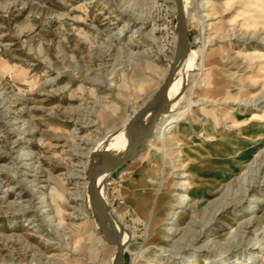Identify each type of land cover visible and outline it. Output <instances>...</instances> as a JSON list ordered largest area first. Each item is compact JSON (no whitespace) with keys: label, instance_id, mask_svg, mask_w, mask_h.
<instances>
[{"label":"rangeland","instance_id":"1","mask_svg":"<svg viewBox=\"0 0 264 264\" xmlns=\"http://www.w3.org/2000/svg\"><path fill=\"white\" fill-rule=\"evenodd\" d=\"M183 1L193 66L182 82L181 61L167 113L188 111L99 191L124 264H264V0ZM174 9L0 0V264H112L88 212L89 160L131 151L126 129L175 56Z\"/></svg>","mask_w":264,"mask_h":264},{"label":"water","instance_id":"2","mask_svg":"<svg viewBox=\"0 0 264 264\" xmlns=\"http://www.w3.org/2000/svg\"><path fill=\"white\" fill-rule=\"evenodd\" d=\"M173 1L176 10L178 36L175 56L160 89L153 95L152 100L134 116L132 123L126 129L123 145L128 146L133 144V151H99L92 154L89 160V168L86 175V180L88 181L86 192L88 212L89 216L96 221L99 233L103 234L110 244L117 247L114 264H124L125 244L123 242L122 232L120 230H114L113 225L99 215L94 201L98 198V187L100 183L121 165L133 161L143 152L144 147L153 134V128L157 126L161 117L171 110L168 99L169 89L177 74L179 62L184 59L187 55L186 53L189 51L188 23L185 9L182 0ZM157 103H161V109L148 117L147 114ZM131 128H134V130L132 134H129ZM138 141L140 142L138 143ZM105 231L110 235L114 233L115 239L110 238Z\"/></svg>","mask_w":264,"mask_h":264},{"label":"bare ground","instance_id":"3","mask_svg":"<svg viewBox=\"0 0 264 264\" xmlns=\"http://www.w3.org/2000/svg\"><path fill=\"white\" fill-rule=\"evenodd\" d=\"M182 3H183V6H184V1L182 0ZM184 9L187 11V7L185 5ZM175 10V9H174ZM186 14V13H185ZM177 42H178V36H177ZM177 42H176V45H177ZM190 55V54H189ZM189 55H186L188 56V60L187 62L183 63V65L181 64V62H179L178 66H177V70L178 68L182 65L180 71L178 72V75H177V79H180L182 82L185 81L186 79V74H185V71L188 70L189 68H191L193 65H192V58L191 56ZM172 63V61L169 62V65ZM196 70H200L199 67H197ZM176 80V79H175ZM172 89V88H171ZM183 98H180L179 101H178V104L182 101ZM169 105V104H168ZM170 105H172L170 103ZM161 109V103H157L150 111L149 113L147 114V116L149 117L150 115L156 113L158 110ZM188 111V109H185L184 111H173V112H170V113H167V114H164L163 116V121L156 127V128H153L152 132L155 133V134H158L160 135L161 137H163L167 132H169L171 129H173L176 125L175 123H177L181 118L179 117V115L181 113H186ZM183 118V117H182ZM134 130V128H132ZM133 133V131H132ZM140 141H138L139 143ZM134 147H133V144H131L129 150L133 151ZM130 152V151H129ZM87 184V182H85V185ZM185 185V183L183 184ZM185 188V187H184ZM191 201V193L189 194H186V195H183L182 196V203L185 204L187 202H190ZM94 205H95V208L97 210V212L99 213L100 216H102L108 223L112 224L113 227H114V230H118V226H117V217L113 219V215L109 213V211H111L112 213V210H109V205L107 203V200L106 198L101 195V192L99 191V187H98V198L94 201ZM183 207V206H182ZM182 207H179L176 209V211L174 212V215L172 217V221L170 222V224H174V221L177 220V218L180 216V214L182 213ZM85 212V210H84ZM86 214V212H85ZM87 215V214H86ZM177 228H173L171 227L170 228V233L171 234H174L176 232ZM106 232V231H105ZM99 233V231H98ZM107 233V232H106ZM109 235L110 238H113L115 239V234L113 233V235H110L109 233H107ZM100 235H103V234H100ZM104 236V235H103ZM105 237V236H104ZM123 238V237H122ZM124 242V241H123ZM125 243V242H124ZM209 243V242H208ZM113 246V251H114V254H116V250H117V247L115 245H112ZM260 256V257H264V255H260L258 254L256 257H254V261L255 259ZM115 259V258H114ZM235 260H238L237 262L233 260L234 264H242L243 262L241 260H239V258H235ZM198 259L195 258L193 259V262L190 263V264H198ZM112 264H114V260L112 262Z\"/></svg>","mask_w":264,"mask_h":264}]
</instances>
